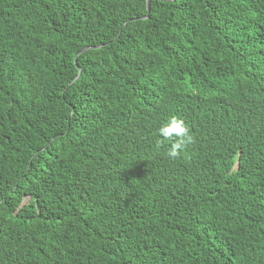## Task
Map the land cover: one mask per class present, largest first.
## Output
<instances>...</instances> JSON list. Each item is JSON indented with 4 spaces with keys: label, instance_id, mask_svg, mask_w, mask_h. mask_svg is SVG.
I'll return each instance as SVG.
<instances>
[{
    "label": "trees",
    "instance_id": "16d2710c",
    "mask_svg": "<svg viewBox=\"0 0 264 264\" xmlns=\"http://www.w3.org/2000/svg\"><path fill=\"white\" fill-rule=\"evenodd\" d=\"M0 264H264V0H0Z\"/></svg>",
    "mask_w": 264,
    "mask_h": 264
},
{
    "label": "clouds",
    "instance_id": "9594fccd",
    "mask_svg": "<svg viewBox=\"0 0 264 264\" xmlns=\"http://www.w3.org/2000/svg\"><path fill=\"white\" fill-rule=\"evenodd\" d=\"M158 134L163 137L164 140L173 141L171 149L167 153V156L171 159L179 158L181 152L184 151L187 146L195 142L185 121L175 116L159 129ZM161 146L162 142H158L157 147Z\"/></svg>",
    "mask_w": 264,
    "mask_h": 264
},
{
    "label": "water",
    "instance_id": "95a60500",
    "mask_svg": "<svg viewBox=\"0 0 264 264\" xmlns=\"http://www.w3.org/2000/svg\"><path fill=\"white\" fill-rule=\"evenodd\" d=\"M88 47H85V48H83L81 51H84L85 49H87Z\"/></svg>",
    "mask_w": 264,
    "mask_h": 264
}]
</instances>
